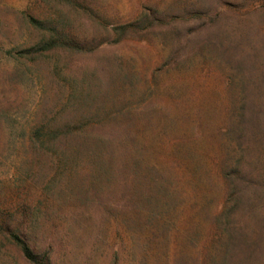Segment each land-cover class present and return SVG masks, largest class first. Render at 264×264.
I'll use <instances>...</instances> for the list:
<instances>
[{
    "label": "rangeland",
    "instance_id": "obj_1",
    "mask_svg": "<svg viewBox=\"0 0 264 264\" xmlns=\"http://www.w3.org/2000/svg\"><path fill=\"white\" fill-rule=\"evenodd\" d=\"M230 196L264 232V0H0V264H224Z\"/></svg>",
    "mask_w": 264,
    "mask_h": 264
},
{
    "label": "trees",
    "instance_id": "obj_2",
    "mask_svg": "<svg viewBox=\"0 0 264 264\" xmlns=\"http://www.w3.org/2000/svg\"><path fill=\"white\" fill-rule=\"evenodd\" d=\"M231 167L230 160L225 163L221 160L220 172L217 175L220 178V174L223 172V180L228 188L232 186L234 180ZM208 172L211 173V170H208ZM239 197L230 196L226 200H219V204L215 208V216L219 218L220 223L216 237L220 246H222V261H224V264L262 262L264 260V232L259 230L256 234L247 227L245 221L249 218L247 213L244 215V222L235 219L238 213L236 202L237 198L239 201ZM20 244L25 257L34 260L28 246L23 242H20Z\"/></svg>",
    "mask_w": 264,
    "mask_h": 264
}]
</instances>
